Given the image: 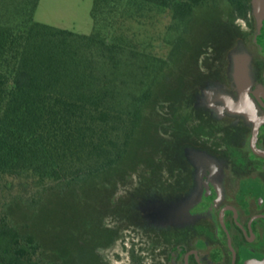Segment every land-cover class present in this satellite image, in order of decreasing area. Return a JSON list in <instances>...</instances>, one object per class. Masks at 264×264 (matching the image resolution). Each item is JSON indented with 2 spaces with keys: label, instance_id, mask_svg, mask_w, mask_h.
Masks as SVG:
<instances>
[{
  "label": "trees",
  "instance_id": "trees-1",
  "mask_svg": "<svg viewBox=\"0 0 264 264\" xmlns=\"http://www.w3.org/2000/svg\"><path fill=\"white\" fill-rule=\"evenodd\" d=\"M39 1L0 0V264H59L60 252L46 250L37 234L21 232L9 205L24 195L102 181L117 172L130 158L151 104L169 105V117L161 114L159 124L164 133L173 130L172 156L177 155L181 130L195 125L193 83L188 82L189 92L163 91L168 61L153 57L157 65L147 87L140 95L123 94L130 80L122 74L130 48L123 30L144 12H170L184 31L172 57L179 62L193 46L185 34L194 12L217 4L94 0L93 30L80 34L35 21ZM224 2L234 16L246 15L249 8V0ZM162 143L167 157L168 141Z\"/></svg>",
  "mask_w": 264,
  "mask_h": 264
},
{
  "label": "flooded vegetation",
  "instance_id": "flooded-vegetation-1",
  "mask_svg": "<svg viewBox=\"0 0 264 264\" xmlns=\"http://www.w3.org/2000/svg\"><path fill=\"white\" fill-rule=\"evenodd\" d=\"M258 1L256 8L249 0L244 16L232 13L229 42L214 48L219 63L203 87H226L245 107L220 115L202 90L194 93L195 125L181 130L164 176L119 198L121 217L137 230L125 264H264V0ZM199 152L212 159H193ZM102 233L69 246L64 264H121L106 248L122 237Z\"/></svg>",
  "mask_w": 264,
  "mask_h": 264
},
{
  "label": "rangeland",
  "instance_id": "rangeland-1",
  "mask_svg": "<svg viewBox=\"0 0 264 264\" xmlns=\"http://www.w3.org/2000/svg\"><path fill=\"white\" fill-rule=\"evenodd\" d=\"M93 3L94 0H40L34 20L80 34H89L93 30ZM216 3L199 7L194 12L190 31L185 34V42L193 46L179 62L172 61V57L175 43L184 31L183 27L175 25L170 12L154 9L127 21L123 31L128 40L126 45L130 48L123 55L122 74L130 80L123 89V94L133 92L140 95L151 81L153 66L157 65L153 57H162L168 61L169 66L164 71L165 78L161 86L163 91L181 88L184 93L189 92L188 82H192L190 91L202 90L207 105L218 114L225 115L232 108L242 110L244 104L233 101L227 94L226 87L220 88L215 84L203 89L209 78L208 74L213 73L219 63L215 50H208L216 48L222 51L229 42L231 7L224 0H217ZM241 94L244 96L242 90ZM173 96V92L170 93L169 97ZM161 97L166 100L165 96ZM167 107L169 109L167 103L162 106L159 102V106L151 104L145 111L143 129L133 143L130 158L105 180L85 182L80 186L61 184L48 188L40 196L24 195L12 202L9 209L21 232L35 233L46 250L51 248L59 251V264H64L63 255L72 244L93 242L96 237L102 236V232H106L107 237L115 232L122 237V241L111 247L107 243L106 255L111 258L112 263H115L117 255L124 259L121 264L128 262L132 252L130 245H133L137 230L131 225V220L124 215L121 217L120 214L125 209L119 198L126 196L129 189L151 185L155 181L153 177L164 176L168 166H171L167 157L176 136L171 129L164 133L159 124L161 114L169 117L170 109ZM161 139L168 141L167 157L161 153ZM193 159L212 158L199 152L193 153ZM119 218L122 221L115 223Z\"/></svg>",
  "mask_w": 264,
  "mask_h": 264
},
{
  "label": "water",
  "instance_id": "water-1",
  "mask_svg": "<svg viewBox=\"0 0 264 264\" xmlns=\"http://www.w3.org/2000/svg\"><path fill=\"white\" fill-rule=\"evenodd\" d=\"M254 4H255L256 8L259 7V1L258 0H254Z\"/></svg>",
  "mask_w": 264,
  "mask_h": 264
}]
</instances>
